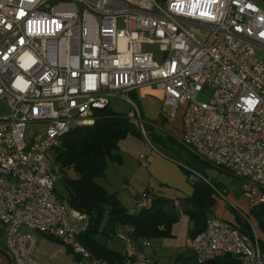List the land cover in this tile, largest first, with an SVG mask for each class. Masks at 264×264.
Wrapping results in <instances>:
<instances>
[{"label":"built area","instance_id":"built-area-1","mask_svg":"<svg viewBox=\"0 0 264 264\" xmlns=\"http://www.w3.org/2000/svg\"><path fill=\"white\" fill-rule=\"evenodd\" d=\"M144 45H157L160 61ZM144 86L163 92L168 121L182 111V146L240 180L250 208L264 204V8L253 0H0V101L9 112L0 114V226L10 264H41L35 252L46 233L66 243L76 264H103L77 238L89 216L57 195L53 156L65 134L93 125L113 99L130 106L147 139L129 98ZM210 89L209 101H198ZM184 170L225 199L197 170ZM154 198L139 193L129 213ZM252 230L253 239L211 216L190 242L196 263L231 256L264 264ZM133 233L129 224L115 230L122 264H155L151 240Z\"/></svg>","mask_w":264,"mask_h":264},{"label":"trees","instance_id":"trees-1","mask_svg":"<svg viewBox=\"0 0 264 264\" xmlns=\"http://www.w3.org/2000/svg\"><path fill=\"white\" fill-rule=\"evenodd\" d=\"M163 122H166L165 119ZM165 133L171 142L172 135ZM132 134L143 136L132 119L113 114L110 107H107L95 113L93 125L74 128L65 134L53 156V163L58 165L60 181L67 192V204L89 216L87 227L77 238L103 264L123 262V255L109 249L106 244L108 239L115 236L118 225H131L134 228V239L169 238L172 226L185 216L191 224L188 237L192 240L205 230L215 203L211 189L200 182L191 184V197L176 200L155 195L147 189L155 197L151 207L131 215L115 194H109L98 183V179L104 176L108 162L122 163L118 154L119 143ZM158 141L162 146L169 145L164 139ZM69 172H73L75 177H69ZM185 173L187 175V172ZM233 211L236 223L230 224L253 239L254 234L249 222L241 213ZM250 213L257 220L258 228L264 235V204L251 208ZM259 243L264 250V242ZM194 262L198 264L195 259ZM206 264L241 263L231 256H226Z\"/></svg>","mask_w":264,"mask_h":264},{"label":"rangeland","instance_id":"rangeland-1","mask_svg":"<svg viewBox=\"0 0 264 264\" xmlns=\"http://www.w3.org/2000/svg\"><path fill=\"white\" fill-rule=\"evenodd\" d=\"M255 4L264 8V0H253ZM143 50L154 55L156 61H160L162 53L159 51L157 45H144ZM212 90H208L205 95H200L198 101L207 103L211 98ZM129 98L137 102L136 98L129 95ZM110 110L113 114L122 115L128 117L129 112L131 111L130 106L121 99L111 100ZM170 109L165 108V113L169 114ZM8 109L4 101H0V114L2 117L8 115ZM182 111H177V118L172 119L179 122L181 118ZM146 123V133L147 139L144 136L140 137L137 135H128L124 140L119 143L118 154L121 156L123 164H118L117 162H108V166L105 170L104 176L98 179V183L107 189L110 194L114 193V190L118 192L120 196L124 199L125 206L130 207L131 210L135 208V201L133 200V194L136 192L146 191V187L150 182V187L153 189L155 195L163 196L169 199L176 200L174 190L172 186L167 182L164 184L163 180L160 178L155 179L150 175L146 169L139 167L137 159L140 154L148 155L150 151H154L156 154L162 156L167 162L175 165L180 172L184 175L186 174L184 166H189L197 170L202 176H204L211 183L216 185L221 191L225 192V199H220L218 197L213 198L215 203L212 208V216L218 219L224 220L229 223H236L235 211L237 209L247 215L250 218L255 233L257 234L259 241L264 242V235L258 228L257 220L250 213L249 202L243 195L240 190L241 182L233 175L228 172L215 169L197 158L194 159V156L186 149L177 137L173 136L170 139H167V134L162 131L161 124L160 126L157 122L148 121L143 119ZM158 139H164L166 142H169L168 146H162ZM69 177H75L73 172L68 173ZM164 176V177H169ZM187 176V175H186ZM162 177V176H160ZM162 179V178H161ZM165 179V178H163ZM170 187L165 189L164 186ZM123 188L122 191H119ZM56 192L58 197L67 204V192L64 188V185L61 181L56 183ZM233 210H232V209ZM238 212V211H237ZM245 218V217H244ZM246 219V218H245ZM105 219L103 224H105ZM247 221V219H246ZM251 226V225H250ZM177 239L179 242L187 239L188 235V225L185 222H179ZM251 227V228H252ZM112 239V238H110ZM191 242V241H190ZM191 250V248H190ZM193 260V259H192ZM190 264H195L194 261H191Z\"/></svg>","mask_w":264,"mask_h":264},{"label":"crops","instance_id":"crops-1","mask_svg":"<svg viewBox=\"0 0 264 264\" xmlns=\"http://www.w3.org/2000/svg\"><path fill=\"white\" fill-rule=\"evenodd\" d=\"M130 94L136 98V103L144 119L157 122L159 126L161 124L163 132H167L175 137L180 136L181 118L179 119V122H176L177 119L168 121L163 117L165 106L163 105V92L161 90L157 89L155 86H144ZM163 119H165L166 122L162 123ZM149 153L150 154L148 155L140 154L144 155L148 161V166L144 169H146V171H148L155 179L160 178V180H163L164 184L162 183V185H166L168 182L172 186L171 189L174 190L176 199L191 197L193 194V188L188 181L186 174L184 175L175 165L167 162L162 156L156 154L153 150ZM137 163L139 167L143 168L139 157ZM168 175H170L168 179L167 177H164ZM164 188L168 189L170 187L167 185L164 186ZM146 189L153 192V189L150 187V182ZM122 190L123 188L119 191ZM139 193L141 192L133 194L134 201ZM113 194L116 195L117 199L128 212L134 210L125 206L124 199L117 191L114 190ZM181 221L187 223L189 231L191 224L188 219L183 216L179 222ZM179 222L172 226L171 237L151 240V246L146 249V253L154 260L155 264H190L191 261H194L193 253L190 250L191 240L188 235L185 242H179L177 239V235L179 234L177 226L179 225ZM4 241V235L0 226V264H10V260L5 253ZM106 244L109 249L122 254V245L115 236L112 239H108ZM35 258L41 264H76V256L70 252L66 243L49 233L38 235V246L35 252Z\"/></svg>","mask_w":264,"mask_h":264}]
</instances>
